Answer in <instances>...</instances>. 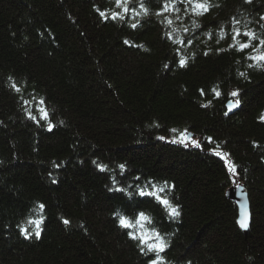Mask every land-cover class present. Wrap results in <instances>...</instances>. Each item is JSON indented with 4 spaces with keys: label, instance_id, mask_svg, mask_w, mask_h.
Returning <instances> with one entry per match:
<instances>
[{
    "label": "trees",
    "instance_id": "obj_1",
    "mask_svg": "<svg viewBox=\"0 0 264 264\" xmlns=\"http://www.w3.org/2000/svg\"><path fill=\"white\" fill-rule=\"evenodd\" d=\"M174 2L157 15L165 0H128L124 15L116 0H0V264H149L118 225L139 234L140 212L161 264H264V62L247 58L264 53V0ZM235 29L257 51H237ZM236 184L247 234L225 197Z\"/></svg>",
    "mask_w": 264,
    "mask_h": 264
},
{
    "label": "snow or ice",
    "instance_id": "obj_2",
    "mask_svg": "<svg viewBox=\"0 0 264 264\" xmlns=\"http://www.w3.org/2000/svg\"><path fill=\"white\" fill-rule=\"evenodd\" d=\"M183 3L193 5L196 9H199L200 12L199 14H203L208 10V5L204 0H182ZM246 2H250V0H246ZM128 4V0H116V7L120 8L121 11L124 13V15H127L130 9L126 6ZM169 5H171L172 10L178 11L175 7V2L174 0H165V3L162 5V10L157 13V15H163L164 12L168 11ZM101 17H105V12H100L99 13ZM112 19H123L124 17L119 13V12H113L112 13ZM261 20H264V16L261 17ZM133 29L137 27V24L133 23L131 25ZM241 36L247 37L244 42L239 43V47H237V51L243 52L247 48H253L254 51H257V48L253 46L251 43L252 41L256 40V34L251 32V31H244L241 32L240 29H235L234 34L232 35L233 40H238ZM211 38V36L209 37ZM125 43H128V41H125ZM258 47L264 48V39H260L258 43ZM249 60H252L254 62L260 61L264 62V53H260L256 56H251L249 55L247 57ZM175 62V60H174ZM185 61L181 60L180 65L184 66ZM15 88V86H13ZM16 91H19V88H15ZM203 94V90H202ZM232 97H238L239 93L238 92H232L231 93ZM25 104L28 103V101H24ZM43 103V101H41ZM240 103L239 99H236L234 102L230 101L228 104L229 110H231L233 107L238 106ZM40 111V109H38ZM227 115V113H225ZM29 118H33L31 114H29ZM48 118L46 110H43V114L41 115L40 119L46 120ZM264 119V117H262ZM52 125L49 123V129H51ZM175 131V130H173ZM160 139H163V137H159ZM190 138L187 137L185 134H182L181 141L182 143H187L189 142ZM193 146L199 147L198 142L195 140L190 141ZM123 168V166H121ZM234 171V168L232 169ZM138 179V178H137ZM55 182V181H53ZM117 191H120V189H116ZM166 189H161V188H156L153 190H145L144 188H140L138 195L141 197L149 196V197H154L155 200L163 206L164 208H170L169 215L174 216V215H179V213L176 211L174 207L171 206V203L169 199L164 195ZM40 208L43 209V205H40ZM148 218L145 216L143 212H140L136 215L135 218V225L141 227V231L139 234L134 232L132 229L134 225L129 221L128 218L126 217H119L118 219V225L124 229H127V234L130 239H133L138 242V245L141 249V251L145 254L148 255V253H155L156 254V259H152L151 257L149 258V264H161V257L159 256V253L164 251V248L166 247L164 241L162 240L160 234L156 232L154 229L151 231H144V222L147 221ZM43 223L42 218L41 219H35V220H29L28 224L29 226H32V230L29 231L28 228L24 226H20L19 231L20 234L24 236L25 239L30 238L31 236L35 235L36 238L40 237L41 233V224ZM63 223L67 225L69 223L68 220H64ZM240 224L241 228H246L247 224L244 221V219H240L238 221Z\"/></svg>",
    "mask_w": 264,
    "mask_h": 264
},
{
    "label": "water",
    "instance_id": "obj_3",
    "mask_svg": "<svg viewBox=\"0 0 264 264\" xmlns=\"http://www.w3.org/2000/svg\"><path fill=\"white\" fill-rule=\"evenodd\" d=\"M234 111L235 108L233 107L231 110L228 111L227 114H230ZM225 197L235 203L237 208L236 223L239 229L244 234H247L252 223V211L248 191L242 184L232 185L225 191ZM240 219H244L247 224L246 228L240 227V224L238 223Z\"/></svg>",
    "mask_w": 264,
    "mask_h": 264
}]
</instances>
